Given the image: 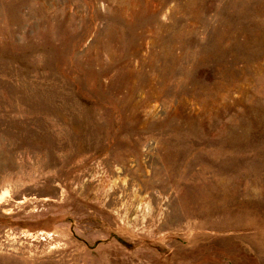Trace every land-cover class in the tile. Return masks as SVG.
I'll return each mask as SVG.
<instances>
[{"label": "rangeland", "instance_id": "obj_1", "mask_svg": "<svg viewBox=\"0 0 264 264\" xmlns=\"http://www.w3.org/2000/svg\"><path fill=\"white\" fill-rule=\"evenodd\" d=\"M0 264H264V0H0Z\"/></svg>", "mask_w": 264, "mask_h": 264}]
</instances>
